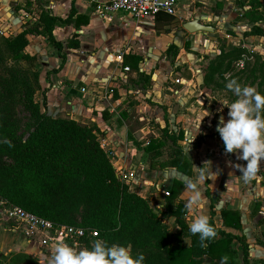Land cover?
Listing matches in <instances>:
<instances>
[{
  "label": "crops",
  "instance_id": "crops-1",
  "mask_svg": "<svg viewBox=\"0 0 264 264\" xmlns=\"http://www.w3.org/2000/svg\"><path fill=\"white\" fill-rule=\"evenodd\" d=\"M72 6L75 11L69 21H57L52 31L63 45L58 51L48 40L39 15L46 9L65 16ZM163 13L136 18L127 11L118 10L104 18L94 12L91 0H0V29L8 37L22 28L34 29L27 34L24 50L36 56L39 86L34 92L35 101L50 115L64 112L77 121L94 123L104 130L100 138H105L104 147L109 150L113 165L133 171L131 189L147 197L152 207L155 204L159 211L164 208L163 190L171 189L174 178L183 182L176 199H182L186 204L190 193L185 184L195 177L193 165L203 167L206 161H211L212 171L219 169L220 174L216 180L206 181L202 186L206 205L197 211L209 216L210 197L214 196L215 225L240 235L247 244L249 259L255 264H264V162L257 177L245 183L242 173L234 165H246V162L238 160L236 153L225 154L224 143L216 128L221 116L225 121L229 119V109L223 103L230 105L236 96L220 84L219 71L209 74L208 65L216 54L211 53L209 60L203 61L192 51L208 52L213 37L230 29L249 30L248 22L239 18L241 12L235 0H177L169 23L165 22ZM192 18L212 25L213 30H187L182 43L175 34V26ZM261 27L264 31V26ZM69 38H77L79 45L66 46ZM186 42L191 49L189 52L184 49ZM170 43L178 46L177 61L167 51ZM124 54L141 56L137 68L133 67L132 57L127 59L132 65H123ZM62 59L61 67L57 68ZM181 63H184L181 69L186 72L173 75L172 65L176 71ZM196 69L199 71L195 72ZM134 72L150 74L149 83H136ZM179 75L190 85L175 83L174 78ZM199 94L204 96L199 97L202 103L195 99ZM205 110L211 115L204 118L195 138V121ZM156 122L175 134L183 131L184 138L193 132L195 140L191 143L190 157L186 154L192 163L191 173L172 166H151L152 162L163 159L160 155L153 157V151L145 147L151 137L162 134L155 129ZM184 138L179 139L181 144L186 143ZM224 208L239 212V227L223 224ZM4 216L8 217L0 216V254L22 245L29 252L37 246L36 238L24 237L23 222L8 217L16 221V226H12ZM162 217L172 220L170 231L179 230L173 215ZM184 218L189 225L194 219L193 213L186 210ZM242 241L234 237L231 242V247L236 250L235 264L242 261ZM184 243L189 244L190 237H184ZM35 251L41 258V250ZM200 264L211 263L204 260Z\"/></svg>",
  "mask_w": 264,
  "mask_h": 264
},
{
  "label": "trees",
  "instance_id": "trees-1",
  "mask_svg": "<svg viewBox=\"0 0 264 264\" xmlns=\"http://www.w3.org/2000/svg\"><path fill=\"white\" fill-rule=\"evenodd\" d=\"M235 3L254 22L246 33L264 34L258 24L264 14L254 12L245 0H235ZM74 11L72 6L65 16H60L43 9L39 15L48 40L58 51L63 45L53 36L54 25L57 21H69ZM162 16L166 23L173 18L168 13ZM33 31L32 28H22L12 37L0 35V194L55 223L94 227L98 232L93 238L98 237L109 246L113 243L129 246L134 257L141 253L145 256L144 264H200L204 260L220 264L224 256L228 257L227 264H235L236 250L231 247V242L234 237L241 241L242 238L215 225L212 208L215 197L209 190V217L218 235L207 242L208 247L204 249L199 246V235H192L185 222V202L176 199L183 187L182 181L173 179L169 194H164V208L156 212L147 197L119 181L110 157L99 143L104 130L94 123L77 121L64 112L50 115L45 108L41 110L34 99L39 86L36 56L24 50L28 43L27 34ZM78 45L77 38H69L66 42L68 47ZM167 51L171 52L173 59L178 46L170 43ZM129 57L134 59L132 64L137 68L136 63L141 56L124 54L123 65H132L127 62ZM223 59L216 56L211 60L209 74L226 69L219 68ZM62 63L63 59L57 68ZM18 104L35 117L26 136L17 133ZM183 138V131L175 134L166 126L160 136L151 137L145 147L153 151V157L162 154L161 146L166 140L172 146L165 158L152 162L151 166H172L191 173L192 163L179 142ZM5 139L11 141V147L3 143ZM79 208L80 214L77 212ZM161 215H173L179 230L170 231ZM222 218L223 224L240 226L239 212L235 209H222ZM187 236L190 237L189 244L184 243ZM88 240L83 236L77 244L88 243ZM242 243L241 264H255L248 257L246 242ZM12 255L15 262H19L18 258L32 259L24 252Z\"/></svg>",
  "mask_w": 264,
  "mask_h": 264
},
{
  "label": "clouds",
  "instance_id": "clouds-1",
  "mask_svg": "<svg viewBox=\"0 0 264 264\" xmlns=\"http://www.w3.org/2000/svg\"><path fill=\"white\" fill-rule=\"evenodd\" d=\"M264 51V49H258ZM226 88L234 93L236 99L228 105L223 103L228 109L227 121L221 116L216 131L219 133L223 143L225 154H237L238 160H243L246 165L236 164L245 183L257 177L264 162V94L257 91L251 85H241L237 79H229L226 75ZM210 112L204 111L200 114L194 124L195 138L199 134L201 123L205 117H209ZM193 132L189 133V138L182 144V150L189 156ZM3 143L12 146L11 141L5 139ZM190 157V156H189ZM191 159V158H190ZM210 164L211 161H206ZM196 167L194 178L186 181L185 187L190 196L185 204V208L193 213L194 219L188 225L192 235H199V246L206 249L208 243L218 235L216 227L210 222V217L202 211L206 205V198L202 192V186L206 181L216 180L220 174L210 168ZM51 259L49 264H144L145 256L141 253L136 257L132 255L131 249L127 245L113 243L110 246L103 240L97 239L91 249L84 248L77 250L63 241H58L52 246ZM228 257L221 258L220 264H227Z\"/></svg>",
  "mask_w": 264,
  "mask_h": 264
},
{
  "label": "rangeland",
  "instance_id": "rangeland-1",
  "mask_svg": "<svg viewBox=\"0 0 264 264\" xmlns=\"http://www.w3.org/2000/svg\"><path fill=\"white\" fill-rule=\"evenodd\" d=\"M246 3H250L254 12L257 13H263L264 14V0H245ZM239 7V6H238ZM244 8H247V5H244ZM239 11L241 12L239 15L240 19H243V22H248V27L252 25V22L248 17H246L243 14V11L239 7ZM243 14V15H242ZM249 20V21H248ZM242 22V20H241ZM258 23L261 24V26H264V18L259 21ZM175 34L179 36L182 39V43L185 42L184 37L189 32H187V29L185 30L182 25L175 26ZM231 30V31H230ZM228 31H224L221 33V35H218L216 37H211V45L210 49H208V52L206 51H194L195 55H197L198 58H201L203 61H208L209 56L211 53L216 54V56H219L220 58L223 57L224 59L221 61L219 68L226 69L219 71V82L220 84L225 85L227 84L228 80H226V75L229 79H237L238 82L241 85H251L256 87L257 91L261 94H264V51L258 50V49H264V36L262 35H255V34H247L246 30L237 31L235 29H230ZM5 35L2 30L0 29V35ZM209 34V33H206ZM6 36V35H5ZM180 43V40H178ZM216 42L215 45L212 43ZM186 52L191 51V49L188 46L184 47ZM204 50V49H203ZM183 50V52H185ZM164 56H167L165 53ZM243 57L244 59V66L242 68H236L233 66V61L236 59ZM175 60L179 59V52L174 56ZM184 63H181L179 67L177 66L178 70H174L173 68L175 66L172 65V74L176 76L177 73H184V69H181L183 67ZM36 67V66H35ZM179 71V72H178ZM177 72V73H176ZM146 75V77H145ZM134 81L138 84L146 85L149 83L150 74H145L144 72H134ZM233 94V93H232ZM232 96V95H231ZM135 100V99H134ZM133 102V100H132ZM41 110L42 107L40 106ZM18 118H19V124H18V134L20 136H26L28 134V131L32 129L33 122L35 121V117H31L30 113L23 107L22 104H18ZM160 122H156V130L159 132V134L162 132V127L160 126ZM161 130V131H160ZM172 148L170 142L166 140L165 144L161 146L162 154H160V157H165L169 150ZM110 157V155H108ZM159 160V159H158ZM2 196V194H0ZM4 197V196H3ZM153 208L156 209V212L159 213L158 207L153 204ZM80 208L77 210L78 214H80ZM162 214V213H160ZM164 216V215H161ZM5 219H8V222L11 223L10 225L16 226V221L10 220L12 218L5 217ZM168 218L163 217V221L167 222V226L169 229L172 228V220H167ZM24 237L31 238L27 233L24 234ZM34 238L37 241V246L34 248H31L29 252L25 251V245H22L18 249H10L11 251H8L7 253H3V256H0V263L1 264H49V261L51 259V249L54 244L52 243H46V244H40L39 243V236L35 235ZM25 239V238H24ZM88 243L82 242L80 245H73L68 240H65L64 243H67L69 246L72 245V247L76 248L77 250L89 248L91 249L93 243L95 240L99 239L88 237ZM26 241V240H25ZM40 245H39V244ZM35 250H41L39 252H42L41 258L37 255V252ZM14 252H24L29 254L31 256L30 259H24L20 260L18 258L19 262H15L13 259V253ZM236 263H239V259H236Z\"/></svg>",
  "mask_w": 264,
  "mask_h": 264
},
{
  "label": "built area",
  "instance_id": "built-area-1",
  "mask_svg": "<svg viewBox=\"0 0 264 264\" xmlns=\"http://www.w3.org/2000/svg\"><path fill=\"white\" fill-rule=\"evenodd\" d=\"M91 2L93 3L94 12L104 18L111 17L113 12L118 10L127 11L136 18L153 15L158 12L174 14L177 5V0H91ZM233 66L242 68L244 66L243 57L241 56L233 61ZM197 71H199V69L195 70V72ZM174 82L190 85L188 80L180 75L174 78ZM174 92H177V89H175ZM199 97L204 98V96L199 94V96L195 98L197 102L202 103ZM188 138L189 137L186 136L184 140L187 142ZM104 140L105 138L103 137L99 138L100 146L110 155L109 150L104 147ZM115 171L119 181L126 184L131 189L130 182L133 177V171L123 166L115 167ZM163 193L165 195L169 194V190L164 189ZM1 215L13 217L23 222L25 233L31 237L38 235L40 244H55L58 241L64 242L68 240L73 245H77L79 238L83 236L93 237L96 236L98 232L94 227L55 223L51 219L27 210L23 206L10 202L0 195V216Z\"/></svg>",
  "mask_w": 264,
  "mask_h": 264
},
{
  "label": "water",
  "instance_id": "water-1",
  "mask_svg": "<svg viewBox=\"0 0 264 264\" xmlns=\"http://www.w3.org/2000/svg\"><path fill=\"white\" fill-rule=\"evenodd\" d=\"M182 25L188 31H197V30L212 31L213 30L212 25L199 22L197 18L188 19L185 22H183Z\"/></svg>",
  "mask_w": 264,
  "mask_h": 264
}]
</instances>
